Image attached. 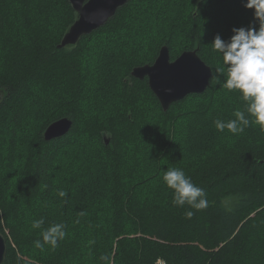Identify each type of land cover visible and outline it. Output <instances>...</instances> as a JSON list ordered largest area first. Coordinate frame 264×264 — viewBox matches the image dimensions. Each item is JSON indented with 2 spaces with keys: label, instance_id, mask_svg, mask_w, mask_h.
I'll list each match as a JSON object with an SVG mask.
<instances>
[{
  "label": "trees",
  "instance_id": "1",
  "mask_svg": "<svg viewBox=\"0 0 264 264\" xmlns=\"http://www.w3.org/2000/svg\"><path fill=\"white\" fill-rule=\"evenodd\" d=\"M57 2L60 0H0V90L4 94L0 103V231L8 244L5 264H32L26 262V257L36 264H103L101 255H108L111 264H156L159 260L166 264H264V130L250 123L232 140L233 133L217 130L220 139L198 153L206 152L202 158L182 161L180 168L206 193L208 206L199 211L187 204L173 205V190L163 182L161 173L170 160L156 155L187 153L215 139L195 141L189 149L179 151L177 143L189 136L179 137L177 128L175 139L171 138L166 119L167 128L162 127L159 116L168 115L188 98L206 100L213 94V100L221 103L215 104L218 108L224 105L232 113L245 109L240 92L222 87L225 77L216 71L222 67V58L213 51L212 41L217 34L228 41L234 27H259L258 21L254 22V11L244 7L246 0H234L231 8L225 7L228 0H183L174 15L165 3L161 10L150 9L146 15L144 10L128 20L132 8L142 7L140 0H130L105 25L68 49L58 47L59 34L54 39L47 32L45 18ZM64 5L68 17L67 23L58 27L61 33L68 31L79 16L70 0H64ZM35 7L39 10L35 11ZM40 20L42 25L37 23ZM117 29H121L125 43L117 39L109 48L113 56H124V75L117 78L113 90L108 89L104 95L96 90L95 94L83 65V55L89 51L86 42L99 35L112 40ZM164 45L169 47L173 60L186 50L198 49L213 69L205 92L190 94L167 111L151 90L148 78L132 76L133 68L154 63ZM105 96L116 100L109 103L115 107L109 117L93 112L94 102L102 104ZM61 101L63 113L49 116L42 124L28 160H24L22 135L34 129L33 119L44 117L45 105ZM64 117L73 120L71 130L63 137L46 141V128ZM231 119H235L234 115ZM105 134L110 136L108 145L103 141ZM81 137L82 145L100 146L111 163L101 166L86 158L91 155L66 151L73 148L72 139ZM20 151L24 178L17 176ZM149 155L144 161L152 168L141 160ZM67 160L73 162L70 170L75 171L66 188H60L56 169ZM111 169L115 171L110 174ZM59 170L62 176L65 169ZM107 175L112 176L113 190L107 195L109 204L105 210L114 211L117 244L110 249L108 234L95 230L91 218L87 223L83 221L77 231L65 229L67 235L55 249L48 245L44 251L35 248L34 241L42 240V231L27 230L28 212L43 208L48 197L59 189L72 191L80 183L90 191L97 185L107 188ZM188 210L195 213L190 219L185 215ZM254 212L256 215L251 216ZM1 213L5 225L1 224Z\"/></svg>",
  "mask_w": 264,
  "mask_h": 264
},
{
  "label": "rangeland",
  "instance_id": "2",
  "mask_svg": "<svg viewBox=\"0 0 264 264\" xmlns=\"http://www.w3.org/2000/svg\"><path fill=\"white\" fill-rule=\"evenodd\" d=\"M42 1L43 0H40V2ZM156 1L157 0H140V5L142 7L140 8V10L137 7L132 8L129 12L128 20H131L133 16H135L139 12L143 13L144 10H146L145 15L147 11L151 12L150 9L151 10H156V9L161 10L164 8L165 3L168 4L169 6L167 9L168 12L174 15L178 13V11L180 10V6L183 5V0H171V2H169L168 0H158L157 4H155ZM128 3L129 2H127V4ZM133 4H135V1ZM55 5L57 6L52 10L51 14L45 18V21H47L46 26L49 25L47 32L49 36L50 37L53 36L54 39H57L56 35L59 34L61 36L60 39L62 41L64 35L69 30L66 32L63 31V33H61L58 27L61 25H65L67 23L68 14H67V11L65 10L64 0H60V3L57 2ZM232 5H234V0L233 1L228 0V2L225 3L226 8H231ZM58 6H59V10H58ZM37 10H39V8L35 7V11ZM252 10L254 11V9H251V11ZM254 22L257 23L256 20H254ZM37 23L39 25H42L41 20L39 22L37 21ZM255 23H251V25H255ZM256 26H259V23H257ZM119 30L121 29H117V33L113 35L112 40H109L105 38L104 36L99 35L95 39H94L95 37L94 36L92 39H89L86 42V44H89L88 45L89 51H86L83 55V65L86 67L85 70H87L89 74V79L87 78V81L90 83V86H92V89L95 92V94H97V91H98L104 95L106 94V92H108V89L113 90L116 85L117 78L121 74L124 75L125 68H126L125 64L123 63L125 61L124 56L122 54L113 56L110 53L111 48H109L113 46L115 42H117V39L120 40L121 44L125 43V37L123 33ZM116 34H117V37H116ZM66 48L68 49L67 46ZM72 48L73 47L71 46L69 50H71ZM122 63L124 65H122ZM106 77L108 78L106 79ZM128 78L129 77H127L125 81L129 80ZM113 93H115V91H113ZM214 93H218V91L215 90ZM192 94H199V93H192ZM208 97L209 98L206 100L201 97H197V98L190 97L186 101L181 102L179 105L174 107L168 115L159 116V118L162 119L161 125L163 128H167L165 119L167 120V124L168 126H170L169 135L171 138L175 139L177 128L179 129V132H178L179 137L181 136L182 138V136L184 135L189 136V139L187 140H184V139L179 140L176 146V148L179 151L181 149L182 150L189 149V145L192 142L204 141L210 138H215L211 141H205L203 143H200L199 148L189 151L187 153L186 151L183 150L186 155L183 154L184 152H179L176 154L175 153L174 154H164V152H162L161 154L159 153L156 154V155L161 156V160H170V162H167L163 166L161 173H164V171H166L168 168H180V164L182 163V161L187 160L188 158L193 159V162L199 160L200 158L203 157V154L206 152L202 154H198V153L209 149L210 146H212L214 141H216L217 139H220V136L217 135V129L215 127L214 121L219 119V120L227 122L229 121V118L231 119L233 117V113L230 110L224 109V105L218 108L215 104H221V103H218L217 99L213 100L214 99L213 94H210ZM104 98H105V101L102 102V104H98L94 102L93 112L95 114H101L104 117H109L115 112V107L110 106L109 103L114 104L116 100H114V98H109V96H105ZM225 100H227L228 102V97ZM33 102H35V100ZM62 105H64L62 101H61V104H55L54 102L49 107L45 105L44 117L38 116L37 113L34 112V114H36L41 120L33 119L34 122L36 123V126L34 127V129L33 130L27 129L22 135L21 145L24 150V156H23L24 160H28L29 150L34 147L35 141H37L36 132H38L42 124H44L50 118L49 116L52 117V116L63 113ZM50 111H52L54 114L50 115L49 114ZM224 116H227V117H224ZM153 118L159 120L158 117L156 116H153ZM162 127H159V129H163ZM236 135L237 134H233L230 140H232ZM109 137L110 136L108 134L104 135L103 141L106 145H108L110 142ZM82 138L83 137H81V139L79 138L72 139L75 141V144L72 143L73 148L69 150V148L71 147L70 146L68 150L66 151H68L71 154L72 153H86L88 155H91V157H86V158H92L93 160H95V162H97V164L101 166L107 163H111L110 159L104 155L103 150L100 146L98 145L90 146V143H87V145H82L83 144ZM222 142H225V141H222ZM227 145H229V143H227ZM111 154L113 155V158L116 159L115 158L116 151H113ZM21 157H22V153L20 151L19 159L16 162V168L18 171L17 176L24 178L25 169H24L23 161L20 160ZM149 157L150 155L143 157V159H141L143 165L149 166V163L144 161V159L149 158ZM151 161H152V156H151L150 162ZM72 163L73 162H71V160H67L65 164L59 163L56 169V176H57L56 184L60 186V188L61 187L66 188L70 174L75 171V170L73 171L70 170ZM60 167H63L65 169L62 176L60 175V172H59ZM149 167L152 168L151 166ZM114 171L115 169H111L109 173L111 174ZM106 180L109 181V183L107 182L109 185L107 188H104V187L101 188L103 185H97L92 191H90L88 189H85L83 185L80 183V185L72 191L69 189H65L68 195L64 198L59 197L57 194H54L48 197L49 200L46 201V205L43 208L28 212L26 216L28 218L26 228L27 227L32 228L31 224L34 220L44 218V225L42 226V228L34 229V230H39L41 232L43 229H46L48 226H50L53 223H64L67 226L66 229L72 228L76 230V228L82 227L83 221L87 223L88 219L94 218L95 230L99 232H105L106 234H108L109 248L111 249L117 244V238L114 236L115 235V228H114V223H113L114 211L106 212L105 208L109 204L107 195L108 193H111L113 190L112 176L107 175ZM81 212H83L84 214L80 215ZM254 215H256V212L251 214V216H254ZM1 216H2L1 224L5 225V219L3 218V213H1ZM76 221H79V222H76ZM5 230L7 231V233H9L8 228L5 227ZM135 236H139V234ZM114 256H115V253L113 252L112 257ZM26 260H28L26 262L36 264V261L33 259L30 260L29 258L26 257ZM156 264H166V263L162 260H159Z\"/></svg>",
  "mask_w": 264,
  "mask_h": 264
},
{
  "label": "clouds",
  "instance_id": "3",
  "mask_svg": "<svg viewBox=\"0 0 264 264\" xmlns=\"http://www.w3.org/2000/svg\"><path fill=\"white\" fill-rule=\"evenodd\" d=\"M244 7L254 9L255 20L259 27H234L233 35L225 41L217 34L212 41L213 51L222 58V67L216 71L225 77L222 87L231 91H238L245 102V109L233 112L235 119L227 122L215 120L218 131L227 129L233 134L243 132L251 124L259 125L264 130V0H246ZM247 113V115H246ZM253 119L250 121L248 118ZM166 186L173 190L172 203L190 209L202 210L208 206L206 193L203 188L193 183L181 168H168L162 176ZM57 195L64 198L68 195L65 190H59ZM84 213L81 212L80 215ZM192 210L185 212L187 218L194 216ZM79 222V221H76ZM44 225V218L34 220L33 229H40ZM66 224L53 223L40 233L42 240L34 241V247L45 250V245L55 249L59 241L67 235ZM103 264H111L108 255L99 258Z\"/></svg>",
  "mask_w": 264,
  "mask_h": 264
},
{
  "label": "water",
  "instance_id": "4",
  "mask_svg": "<svg viewBox=\"0 0 264 264\" xmlns=\"http://www.w3.org/2000/svg\"><path fill=\"white\" fill-rule=\"evenodd\" d=\"M130 0H70L78 12V19L58 45L64 48L76 45L79 40L105 25ZM134 78H148L151 90L156 94L164 110L192 93H203L213 76L212 67L199 55L198 49L186 50L171 59L167 45L161 47L154 63L137 66L132 70ZM4 94L0 90V103ZM73 120L64 117L52 122L44 132V139L51 141L66 135ZM8 250L7 239L0 231V264H5Z\"/></svg>",
  "mask_w": 264,
  "mask_h": 264
},
{
  "label": "bare ground",
  "instance_id": "5",
  "mask_svg": "<svg viewBox=\"0 0 264 264\" xmlns=\"http://www.w3.org/2000/svg\"><path fill=\"white\" fill-rule=\"evenodd\" d=\"M68 132H69V131H68ZM68 132H67V133H68ZM67 133H66V134H67Z\"/></svg>",
  "mask_w": 264,
  "mask_h": 264
}]
</instances>
